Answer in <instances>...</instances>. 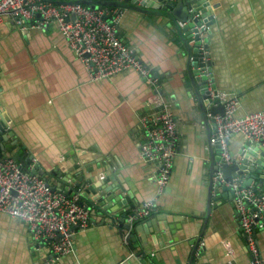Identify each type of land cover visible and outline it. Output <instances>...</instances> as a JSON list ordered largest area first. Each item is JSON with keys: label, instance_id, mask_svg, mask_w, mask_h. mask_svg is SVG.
Here are the masks:
<instances>
[{"label": "crops", "instance_id": "1", "mask_svg": "<svg viewBox=\"0 0 264 264\" xmlns=\"http://www.w3.org/2000/svg\"><path fill=\"white\" fill-rule=\"evenodd\" d=\"M205 3L208 15L202 18L205 35L200 38L209 63L201 67H208L218 91L237 94L238 115L264 108V0ZM121 9L120 38L160 79L177 119V153L169 181L157 194L140 158L145 140L140 118L149 111L153 92L145 78L129 69L90 79L55 25L20 29L4 15L1 144H14V151L29 159L28 168L37 163L50 186L78 195L92 209L88 225L72 237L73 250L56 260L48 247L32 239L25 221L0 213V264H250L233 195L212 185L216 169L211 155L220 157V148L209 143L206 112L212 103L200 94L198 99L201 90L193 78L199 76L191 63L202 61L197 53L189 58L168 18ZM228 144L239 156L236 162L256 166L250 160L254 149L243 152L247 143L242 135L234 134ZM8 153L4 147L2 155ZM249 174H255L252 184L264 193L262 171L250 169ZM89 184L106 190L103 205L87 200L91 193L82 196ZM152 197L156 200L150 214L129 221ZM255 238L264 261V227ZM226 240L233 246L231 255L222 243Z\"/></svg>", "mask_w": 264, "mask_h": 264}, {"label": "built area", "instance_id": "2", "mask_svg": "<svg viewBox=\"0 0 264 264\" xmlns=\"http://www.w3.org/2000/svg\"><path fill=\"white\" fill-rule=\"evenodd\" d=\"M4 15H10L20 29L55 25L68 46L85 64L90 79L111 78L134 69L153 87L148 97L149 111L140 118L145 131L140 158L149 167L157 194L161 193L169 181L177 153L178 123L162 93L160 79L152 75L150 67L141 62L118 34L121 7L92 8L72 1L0 0V20ZM199 41L197 56L203 62L207 58L204 43L201 38ZM195 71L197 76L206 79V91L212 100L210 103L217 101L223 104V113L206 112L211 126L209 143L220 148L219 167L239 158L229 149V139L234 134H240L246 140L243 152L254 149L250 160L257 165V161L261 160L259 158H264V108L238 115L240 99L237 94L218 91L210 80L208 67L197 66ZM246 178L243 173L225 179L220 168L213 174V180L226 186L233 195L250 264H264L255 238L256 230L264 227V193L256 190L252 181L245 183ZM155 200L156 197L144 200L129 215V221L150 214ZM91 209L78 195L50 186L43 176L23 169L11 156H0V213L25 221L32 239L48 247L55 260L73 250L72 237L78 229L88 225ZM222 243L227 254L231 255V243L227 240Z\"/></svg>", "mask_w": 264, "mask_h": 264}, {"label": "water", "instance_id": "3", "mask_svg": "<svg viewBox=\"0 0 264 264\" xmlns=\"http://www.w3.org/2000/svg\"><path fill=\"white\" fill-rule=\"evenodd\" d=\"M51 2H80L83 4H86L92 8H100L102 6H111V7H128V8H134L136 10H139L141 12H145L147 14H154L158 16H163L169 19L170 24L174 25L175 30L178 32L179 36L184 42V45L187 49L189 58H191L192 55H196L197 52V45L200 43L199 38H200V33L202 35H205V25L202 24V18L207 16V8L205 6H209L208 4L206 5V0H47ZM204 2V5L202 3ZM130 3H133V6L130 5ZM197 12V13H196ZM200 12V13H199ZM208 23L210 22V19L208 17ZM199 26V27H197ZM185 36H183V34ZM205 41H207V38H205ZM193 65L196 66H203L209 61H204V62H198V61H191ZM191 75L193 76L192 72L190 71ZM194 77V76H193ZM195 83H197V86L194 85L195 88H198L201 90V93L198 92V99H199V94L200 98L202 97L205 99L207 104H210V96L208 95L206 91V83L202 82V79L204 77H194L193 78ZM199 83V86H198ZM209 110L211 112H220L223 113V104L221 102H215V104H211L209 107ZM3 127L0 126V156H2V152L4 151V147L11 153L9 156H11L13 159L17 160L20 165L22 166L23 169L29 170L31 173H37L42 176V169H39L37 163H33L31 168H28L27 163L29 165V159L27 157H23L20 155L17 151H14L16 146L14 144H8V145H3L1 144V139L3 138ZM219 160V157H214L211 155V164L214 169L220 168V170L223 173V176L225 179H231L234 175H239L243 173H248L249 170H261L262 173L264 174V169L262 168L263 163L261 160L257 161V165H245L243 163L239 162H233V163H223L220 167L218 164L215 163V160ZM248 168V169H246ZM211 174L213 175V169ZM255 174H249L246 177L245 183H249L252 181L253 177ZM262 180H264V176H260ZM45 178V177H44ZM212 185L215 187H219L220 190H223L226 194L228 193L229 189L222 185L219 181H213ZM48 184V182H47ZM74 187H69V190L73 192ZM76 188V190H78ZM212 188V187H211ZM213 188V189H214ZM68 194L69 192L66 191ZM82 196L86 197L89 196L91 193L93 197L89 196L87 197V200L93 201L94 203L99 202L100 205L104 204V193L106 190L100 189L99 187L95 186L94 184H89L83 188L81 191ZM230 192V191H229ZM103 195V196H102ZM111 198L113 196H110ZM119 198V197H118ZM118 198L115 200L117 201ZM133 213V212H132ZM124 215V213H123ZM120 221H124V218H120ZM199 238L196 239V241L199 242Z\"/></svg>", "mask_w": 264, "mask_h": 264}, {"label": "bare ground", "instance_id": "4", "mask_svg": "<svg viewBox=\"0 0 264 264\" xmlns=\"http://www.w3.org/2000/svg\"><path fill=\"white\" fill-rule=\"evenodd\" d=\"M210 101H212L211 99H209Z\"/></svg>", "mask_w": 264, "mask_h": 264}]
</instances>
